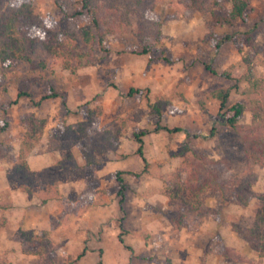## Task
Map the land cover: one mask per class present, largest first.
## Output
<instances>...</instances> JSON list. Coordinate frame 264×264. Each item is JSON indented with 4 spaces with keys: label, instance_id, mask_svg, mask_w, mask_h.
<instances>
[{
    "label": "rangeland",
    "instance_id": "374dc122",
    "mask_svg": "<svg viewBox=\"0 0 264 264\" xmlns=\"http://www.w3.org/2000/svg\"><path fill=\"white\" fill-rule=\"evenodd\" d=\"M188 1L158 0L151 5L147 17L161 36L147 31L153 43L146 53H141L145 39L138 34L136 18L128 15L105 33L102 46H94L89 62L74 71L60 65L52 72L35 70L19 60L4 70L0 62V121L8 122L0 130V264H264V253L254 250L244 230L252 225L258 195L264 193V163L246 155L242 135L219 125V101L213 94L230 88L227 106L243 103L246 109L239 124L251 123L244 92L247 81L236 84L222 73L264 74V0H244V18L230 23L220 17L230 11L232 0H204L193 7ZM22 2L32 4L42 28H64L79 38L80 28L91 22L81 0ZM20 3L0 0V13ZM253 25L252 32L241 34ZM226 34L232 40L215 50L216 41ZM34 50L36 61L48 60L40 45ZM51 87L58 95L39 105L28 97L14 102L21 89L30 90L38 100ZM95 115L96 122H91L97 128L118 137L98 156L93 169L84 166L78 146L72 147L78 167L58 188L63 195L86 201L78 214L62 216L57 200L42 203L38 192L26 196L17 190L7 175L31 127L29 120L36 119L40 139L27 161L40 170L60 159L51 146L55 128L84 121L88 125V116ZM38 120H44L43 127ZM164 127L182 130L169 133ZM213 127L216 132L209 136ZM142 130L147 131L142 136L144 161L134 137ZM184 143L193 160L217 161L223 172L250 181L253 195L248 203L242 206L227 192L207 190L202 204L215 212L198 224L183 221L185 205L167 191L186 175ZM118 170L126 183L121 203L114 176ZM22 231L44 240L34 241L25 251ZM222 242L236 253L222 254L218 245ZM41 243L49 258L40 261Z\"/></svg>",
    "mask_w": 264,
    "mask_h": 264
},
{
    "label": "trees",
    "instance_id": "16d2710c",
    "mask_svg": "<svg viewBox=\"0 0 264 264\" xmlns=\"http://www.w3.org/2000/svg\"><path fill=\"white\" fill-rule=\"evenodd\" d=\"M158 0H81L82 8L91 16V22L87 26L80 28L79 38L72 35L67 29L53 30L52 27H40L35 20V13L30 2H21L17 6L6 7L0 13V62L4 70L10 69L15 60L27 62L32 68L47 69L52 72L55 65H60L63 69L71 71L76 70L88 61L89 55L92 53L94 46H102L104 35L106 32L114 30L116 21H124L128 15L136 18L139 32L145 39L141 53L151 50L152 41L147 37L149 35L161 36L159 29L155 28L156 23L148 19L147 11L151 5ZM204 0H189L190 7L200 6ZM246 3L244 0H232V8L221 18V20L230 23L234 18H244ZM79 12H76V14ZM113 15L112 21L108 19ZM219 18V17H218ZM219 20V19H218ZM119 26V24H118ZM159 27V26H158ZM256 28V25L242 35H247ZM155 30V31H153ZM79 39V41H75ZM231 35H223L215 43V50L224 42L231 41ZM41 46L47 54L48 60H38L34 57L35 46ZM89 62V61H88ZM211 72L216 73L209 68ZM222 75L229 80H235L236 84L247 81L248 87L244 92L247 96L249 106L248 110L252 114L250 124L240 125L239 118L246 109L243 103L235 102L227 106V100L230 94V88H221L213 94L219 101V111L221 121L219 125L227 126L240 135L244 144V151L249 158L257 162L264 163V74L253 75L232 74L230 71H224ZM246 78V79H245ZM245 79V80H244ZM236 86V85H235ZM130 89L128 94L133 92ZM58 93L54 87L46 95H42L35 100L30 90L17 92L14 102L21 97H28L34 105H39L43 99L57 96ZM63 98V97H62ZM64 99V98H63ZM92 114V111H91ZM88 120L96 122L94 116H88ZM93 119V120H92ZM39 121V120H38ZM36 119L29 120L30 129L25 133V138L20 144L19 154L13 159L12 170L8 173L9 180L23 192L28 195L39 193L42 203L50 200H57L61 208L62 216L76 215L86 206V201L80 197H71L63 195L59 188V182L67 179L70 170L78 167L76 160L71 151L74 145L78 146L83 157L85 158V167L93 169L97 164L98 156L107 149L112 148L113 142L118 137V133H111L104 129H99L94 123L85 124V121L75 125H65L57 129L50 135L53 147L58 150L60 159L43 169L36 170L30 167L27 161V154L33 149L35 143L40 139L36 136ZM41 126L44 120L39 121ZM37 123V122H36ZM8 124L6 119L0 121V130H3ZM41 128L39 127V131ZM169 133L181 131L179 127L167 128ZM146 130L134 132V137L138 142L137 152L142 157V136L146 134ZM186 134L187 131L184 130ZM216 132V127L211 128L209 136ZM0 145H2L0 143ZM186 151L183 153L185 158L186 175L184 180L179 177L173 183V191H167L170 197L179 198L186 207L184 211L183 221L187 224H198L202 219L213 214V208L204 206L201 201V195L207 190H216L227 192L228 196L240 205L245 206L250 197L253 195L250 190V181L244 177L234 173H225L219 166L217 161L193 160L192 153L186 143L183 144ZM1 151V150H0ZM2 156V151L0 152ZM198 161V162H196ZM210 166L207 167V164ZM200 165V166H198ZM180 171V169L178 170ZM123 171H116L115 178L117 181V194L120 197L119 202L123 200V194L126 190V183L122 177ZM229 187V188H228ZM246 239L254 250L259 254L264 253V193L258 195V203L255 208L254 220L250 227L244 229ZM22 239V248L29 251V245L34 241L43 242L42 235H34L20 232ZM27 235L26 237H23ZM44 234V232H41ZM46 234V233H45ZM40 236V237H38ZM46 236V235H45ZM39 238V239H38ZM47 238V237H46ZM119 239L122 242L121 234ZM42 244V243H41ZM222 254L231 256L236 253L234 248L218 243ZM41 251V252H40ZM38 252V250H37ZM40 261L47 257L45 246L40 245Z\"/></svg>",
    "mask_w": 264,
    "mask_h": 264
},
{
    "label": "crops",
    "instance_id": "0c3cea01",
    "mask_svg": "<svg viewBox=\"0 0 264 264\" xmlns=\"http://www.w3.org/2000/svg\"><path fill=\"white\" fill-rule=\"evenodd\" d=\"M28 163H29V161H28ZM31 167V166H30ZM7 179V178H6ZM17 190H19L21 193H24L26 196H28V194L27 193H25V192H23V191H21L20 189H17Z\"/></svg>",
    "mask_w": 264,
    "mask_h": 264
},
{
    "label": "clouds",
    "instance_id": "9594fccd",
    "mask_svg": "<svg viewBox=\"0 0 264 264\" xmlns=\"http://www.w3.org/2000/svg\"><path fill=\"white\" fill-rule=\"evenodd\" d=\"M21 2H22V0H21Z\"/></svg>",
    "mask_w": 264,
    "mask_h": 264
}]
</instances>
